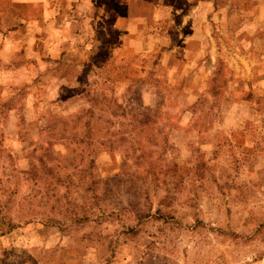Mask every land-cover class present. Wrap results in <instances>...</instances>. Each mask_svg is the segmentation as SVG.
I'll return each instance as SVG.
<instances>
[{"label":"rangeland","instance_id":"rangeland-1","mask_svg":"<svg viewBox=\"0 0 264 264\" xmlns=\"http://www.w3.org/2000/svg\"><path fill=\"white\" fill-rule=\"evenodd\" d=\"M60 1L1 5L0 264H264V0Z\"/></svg>","mask_w":264,"mask_h":264},{"label":"crops","instance_id":"crops-1","mask_svg":"<svg viewBox=\"0 0 264 264\" xmlns=\"http://www.w3.org/2000/svg\"><path fill=\"white\" fill-rule=\"evenodd\" d=\"M57 0H11L12 4V10H16L17 16H16V21L18 23H28L31 25V31L34 30L35 26H32L33 24H41L42 29L39 27V30L41 31L42 34H40V36H42L43 38H47V37H51V33L52 30L54 28H56L58 26V23L61 21V17H63V11L61 9V7L59 8V11L56 12L55 7L56 6V2ZM63 1V0H61ZM60 1V4H62ZM82 1V2H81ZM80 4H85V2L89 1V3H91L92 0H81ZM96 2V5L100 7V2L94 0ZM149 1L151 0H146L145 2H147V4L149 3ZM4 0H0V11L2 9ZM66 5V7H68V5L70 3H68V0H64L63 1ZM103 2V9L107 10V17H112L114 20H112V23L115 24H127L130 23L133 20V17L137 16L139 14V12L137 13L136 10L133 8L132 5H130L128 3V0H108V1H102ZM153 2V1H151ZM79 5V4H78ZM77 5V7H78ZM119 7L125 8L127 9V11H125L124 13L119 11ZM40 9L43 14H42V20H37L34 12ZM27 11L26 15H21L23 11ZM59 12H61L60 16H56V14H58ZM5 13L3 11L0 12V22L2 23L5 20ZM138 18L140 16H137ZM135 17V18H137ZM26 18V20H25ZM111 18V19H112ZM39 22V23H38ZM41 22V23H40ZM40 26V25H39ZM63 27V26H62ZM64 30V29H63ZM30 32V31H29ZM60 31H57L56 36H57V40L58 37L59 39H61L60 36ZM78 37V35H77ZM51 44V38L49 41V46ZM50 51V50H49Z\"/></svg>","mask_w":264,"mask_h":264}]
</instances>
